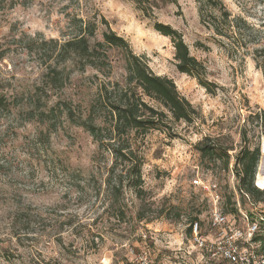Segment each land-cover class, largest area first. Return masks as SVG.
I'll list each match as a JSON object with an SVG mask.
<instances>
[{
	"label": "rangeland",
	"instance_id": "374dc122",
	"mask_svg": "<svg viewBox=\"0 0 264 264\" xmlns=\"http://www.w3.org/2000/svg\"><path fill=\"white\" fill-rule=\"evenodd\" d=\"M149 2L145 12L134 0H0V92L10 100L40 86L47 108L67 100L83 106L95 71L66 67L70 79L49 91L41 84L39 46L65 39L69 17H95L154 74L172 79L198 112L191 123L173 124L171 135L151 130L133 139L143 161L140 191L131 186L130 164H113V155L64 114L42 121L24 104L0 114V264H129L141 250L162 264L191 263L197 256L188 241L191 222L211 234L212 202L193 185L196 177L217 185L219 206L236 226L244 216L264 220V196L239 189L241 166L234 164L244 145H259L253 184L264 191V0ZM155 23L182 35L213 92L177 70L171 38ZM104 30L98 26L97 39ZM109 54L112 77L120 78V53ZM202 141L230 148L227 168L201 155ZM261 226L253 237L258 252Z\"/></svg>",
	"mask_w": 264,
	"mask_h": 264
},
{
	"label": "trees",
	"instance_id": "16d2710c",
	"mask_svg": "<svg viewBox=\"0 0 264 264\" xmlns=\"http://www.w3.org/2000/svg\"><path fill=\"white\" fill-rule=\"evenodd\" d=\"M162 1L167 3L174 0ZM134 2L145 12L144 3H150L149 0ZM224 15L227 16V13ZM99 25L105 26L101 39L96 38ZM68 26L70 31L65 39H42L40 42L39 47L43 51L41 63L45 66L41 74V84L50 91L62 87L64 81L70 79L69 72L64 76L66 67L71 68V72L80 73L92 69L95 73L88 78L90 90L85 94L84 105L74 107L67 100L47 108L49 96L43 98V89L36 86L33 90L15 94L12 97L15 100H10V96L2 90L0 114L22 104L29 106L32 118L37 117L42 121L43 118L64 114L72 124L87 132L98 147L113 155V164H130L128 171L129 178L133 179L131 186L140 191L143 161L133 146V139L144 136L151 130H162L170 134L173 124L181 121L191 123L198 116V112L180 95L174 81L154 74L144 57L135 54L128 41L112 31L104 18L97 20L95 17L72 16L68 18ZM154 28L171 38L177 70L195 78L199 84L213 92L214 84L206 78V67L190 54L182 35L162 23H155ZM112 49L120 53V78L112 77L114 65L109 54ZM4 56L5 52L0 51V60ZM0 88L3 89V86L0 85ZM245 135L246 133L243 138ZM199 144L201 145L198 149L204 158L225 161V166L228 167L230 148H221L213 141H202ZM259 159V145L252 149L244 145L234 161L237 167L241 166L236 170L240 176L239 189L255 197L264 196V191L253 184ZM256 184H259L257 180ZM262 229L264 225L261 226ZM255 239L261 244L260 253H264V235L260 234Z\"/></svg>",
	"mask_w": 264,
	"mask_h": 264
},
{
	"label": "built area",
	"instance_id": "2783aa9c",
	"mask_svg": "<svg viewBox=\"0 0 264 264\" xmlns=\"http://www.w3.org/2000/svg\"><path fill=\"white\" fill-rule=\"evenodd\" d=\"M192 183L200 187L212 202L209 212L211 234L204 233L198 221L191 222L188 241L191 253L197 252V256L191 263L179 264H264V253L258 252L259 243L253 241L260 232L263 217L250 220L244 216L243 226H236L219 206L221 198L216 193L215 183L203 181L200 177L194 178ZM129 264L162 263L152 259L146 250H141L132 254Z\"/></svg>",
	"mask_w": 264,
	"mask_h": 264
}]
</instances>
